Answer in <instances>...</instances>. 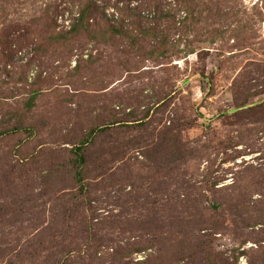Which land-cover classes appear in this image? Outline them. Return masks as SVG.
Masks as SVG:
<instances>
[{"label":"rangeland","instance_id":"rangeland-1","mask_svg":"<svg viewBox=\"0 0 264 264\" xmlns=\"http://www.w3.org/2000/svg\"><path fill=\"white\" fill-rule=\"evenodd\" d=\"M181 1L0 0V264H262L264 0Z\"/></svg>","mask_w":264,"mask_h":264},{"label":"trees","instance_id":"trees-1","mask_svg":"<svg viewBox=\"0 0 264 264\" xmlns=\"http://www.w3.org/2000/svg\"><path fill=\"white\" fill-rule=\"evenodd\" d=\"M181 2L184 4V6L187 7V3L189 1L188 0H182ZM95 13H96V9L90 3L87 4L86 6H83V8L80 11L79 17L74 19L75 23L72 26L70 35L76 34L78 32V28H81V27L92 28V25L89 23V21L92 19V17L95 15ZM187 16H188V14H187ZM134 19L136 20V23L139 24V22H140V24H141V22H144L145 18H142L138 14L137 16L136 15L134 16ZM136 23H134V25H133L134 27L132 29H129L128 26L125 25V23H123L122 25H120L118 27H113V26H111L109 24L110 26H108L109 27L108 30L104 31V32H105V34L109 35L111 38L115 37V36L128 38L129 41H130V46H132L133 48H137V49H141L142 43L146 41V38H149V37L153 38L156 35L160 34L159 28H156V27L152 28V27H149V26L142 28L141 26L140 27L136 26ZM137 30H138V32H137ZM90 32H91L90 33L91 35L97 36V32L96 31L91 30ZM100 33H101L102 36L104 35L102 32H100ZM163 40H164L163 46L165 47L166 41H167V35H165ZM32 100H33V98H32ZM30 105H31V102H30L29 106ZM147 116L148 115L146 114L144 116V118L147 117ZM12 131H14V133H16V131H18V129H13ZM0 135H2V133ZM85 145H87V142L84 140L81 143V146H79L78 148H75V154H74L75 162H74V166L76 165L77 168H78L77 169L76 166H75V169H77L76 170V176L78 177V179H80V174H81L80 173V166H81V164H82V162L84 160L83 149H84ZM170 151H172V150H170ZM211 209L216 212L219 209V205L214 203V205L211 206ZM161 247H162V245H161ZM144 249L145 248H143V247H139V248L133 249L132 251L130 250L127 253L126 256L129 257L134 252H141V251H144ZM164 256L162 254L158 253L157 256H156V259H151L147 263H140L139 262L137 264H165L167 262L166 261L167 259L163 258ZM206 257H208V252L206 253ZM206 257H205V259H206ZM206 263H208V264L209 263L210 264H217V263L218 264H232V263H228L225 260H222L221 258L216 259V260H212V261L209 260ZM233 264H237V262L235 261ZM262 264H264V260H263Z\"/></svg>","mask_w":264,"mask_h":264}]
</instances>
